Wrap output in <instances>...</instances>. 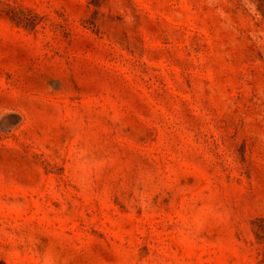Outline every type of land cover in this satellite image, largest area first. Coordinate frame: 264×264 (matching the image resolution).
Here are the masks:
<instances>
[{"label":"rangeland","instance_id":"rangeland-1","mask_svg":"<svg viewBox=\"0 0 264 264\" xmlns=\"http://www.w3.org/2000/svg\"><path fill=\"white\" fill-rule=\"evenodd\" d=\"M0 264H264L255 0H0Z\"/></svg>","mask_w":264,"mask_h":264},{"label":"trees","instance_id":"trees-1","mask_svg":"<svg viewBox=\"0 0 264 264\" xmlns=\"http://www.w3.org/2000/svg\"><path fill=\"white\" fill-rule=\"evenodd\" d=\"M258 3L260 13L264 16V0H255Z\"/></svg>","mask_w":264,"mask_h":264}]
</instances>
